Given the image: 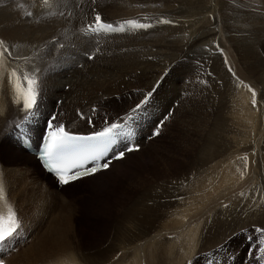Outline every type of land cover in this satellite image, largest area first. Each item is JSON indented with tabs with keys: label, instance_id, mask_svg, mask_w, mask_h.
<instances>
[{
	"label": "bare ground",
	"instance_id": "bare-ground-1",
	"mask_svg": "<svg viewBox=\"0 0 264 264\" xmlns=\"http://www.w3.org/2000/svg\"><path fill=\"white\" fill-rule=\"evenodd\" d=\"M201 1L204 0H197V3ZM112 2L113 0H102L100 3L92 0H0V40L4 41V44L0 46V143H2L1 140L6 137L14 124L19 123L29 110L24 106L23 95L18 94L15 87L16 84H20L22 91L27 89L28 83L24 80L25 76L37 82V100L42 96L45 97L46 102H48L47 99L63 100L61 106L52 104L49 109L50 113L55 112V123L68 128L71 132L89 133L95 131L76 130L75 126L86 124L90 119V117H82L83 115L78 117L73 114V110H76V104L80 100L85 101L84 99L87 97L94 99L96 96H92L90 93L91 91L94 92L93 90L110 94V92L121 89L123 86L126 88V86L132 85V79L140 75L147 79L152 78L155 80L152 83V89L146 94L149 97L144 98L143 103L149 102L153 96L158 97L161 105L158 107L160 113H158L159 117L157 118L162 119L166 116L165 123L166 120L170 121L175 117L178 99L182 98L186 90L190 89L189 81L186 82V79L191 80L192 77L188 70L178 71L176 67L188 59L189 51L194 45L198 44V46H201V36L193 34L191 30L187 31L186 29L179 35L175 32L174 34L173 28L176 25L172 26L173 22H168L162 26H167L168 28V30L164 28L165 31H161L163 33H160L159 30V33H152L151 31L152 34L150 33V36H145L149 35L146 29H151L153 23L142 24L148 25V27H132L131 29L125 21L138 20L136 22L141 24L146 21L145 19L154 20L159 16L164 18L166 14L172 19L174 17L178 18L177 16L180 15L175 16L177 8L182 9L183 7L185 9V6L190 8L193 0H116ZM201 4L207 6V0L204 3L201 2ZM189 12L188 9L183 11L180 17H188ZM97 14L101 16L102 21L113 24L116 22L115 26H119L129 35L134 33V36H136L132 39V43H128L139 51L138 54L142 61L139 60L140 62L134 68L123 72L125 75L130 71L132 72V74L126 75L127 77L124 76L125 79H115V77L119 76V73L122 75L123 66L128 64L130 59H127L117 70L110 68V65L109 67H104V65L100 64L96 65L97 63L94 64V61H92L98 57L96 55L99 50L105 51V49L111 48L110 33L107 37H84L80 34L81 30L86 26L96 23ZM221 18L223 22L221 29L223 42L221 45L222 49H218L219 62L216 63L219 74L218 81L217 83H208V80L204 79L203 81L200 77V81L203 82H201V88L198 92L199 98L194 99V102H198L200 106L198 108L200 122L197 120L200 123L199 126H202V129L205 126L207 129L206 134L202 131L201 134L198 133L200 135L199 143L201 142L204 146L199 150V159L196 160V164L186 172L184 171L181 176L167 178L170 175H164L166 177L159 180L157 184L152 185L150 183L139 196L132 200L130 205L115 207L114 210H117L114 212L118 213L120 209L121 214L116 217L114 222L110 245L103 251L93 252V254L86 253L73 231L62 232L58 229L49 228L39 238L41 240L40 243L32 244L22 255L10 260L9 264H106L109 257L110 259L113 258L111 264H197L200 262L202 254L198 255V260L193 257L195 256L194 254L197 251H206L212 247L210 243L207 244L209 236L204 235L201 238L199 231L205 224L214 221L216 217L219 218L220 225L210 224L207 227L221 228L222 231L225 228V235L240 231L244 235H251L246 230L264 229V176L262 180L252 182L255 179L253 174L255 172H251L253 176L251 175L243 182H238L239 179L237 180L236 177L241 175V173L245 174L244 167L246 164L241 163L242 165H240L238 157H236L238 154H233L234 162H231V165L226 164L229 166L224 173L225 167L223 168L222 164L223 155H225L224 138L221 133H216V131L221 132L217 118L225 113L222 112V107H226L223 103L222 93L225 87L232 88L235 94L238 95V111L241 115L239 117H264V0H222ZM159 20L161 21V19ZM235 22L237 23L235 24ZM124 25L127 26L122 27ZM142 31L143 33H141ZM180 31L182 32V30ZM102 45L103 48H101ZM49 54L57 58V67L56 65L50 66V63L48 64L46 56ZM89 54H95V57L89 60L87 57ZM99 59L101 58L98 57L97 60L99 61ZM106 60L110 62V59ZM82 61L87 63H82ZM13 72L16 73L15 76L12 75ZM171 73L174 75L168 78ZM99 78H102V80H99ZM180 81H182V84ZM69 85L72 91L67 96H65L66 94L62 95V86L66 87ZM253 92H255V96H253ZM209 93L216 97L217 107H211L207 103L206 99ZM136 108L138 111L144 112L146 117L149 116L145 107L141 108L139 105ZM134 109H131L132 111L130 110L131 112L129 113L137 111ZM173 109L175 111L172 113ZM119 118L120 116L111 121L107 120L103 124L93 122L88 125V128L99 127L96 129L99 130L112 123L119 122ZM139 121L133 129L138 136L142 135L143 132L139 127L144 125ZM147 124L151 125L148 122ZM154 124L152 125L154 126ZM234 125L236 126L238 123ZM162 126L163 124L159 129H162ZM255 127H253L254 130ZM214 128L215 131L211 134ZM235 128L238 129L239 127L236 126ZM35 129L37 128L35 127ZM238 131L230 132L232 133L231 142L233 146L239 149L240 144L238 145V142L242 140V136L239 135ZM157 137L158 135L152 138L148 137L147 141H152ZM211 139L213 140L210 142ZM246 142L248 144V140ZM139 145L140 151H136L138 153H125L124 159L113 161L105 171L66 184L61 190L104 174L113 166L124 163L131 156L144 155L147 152L145 150L147 142L144 141L143 136L140 138ZM262 151L264 152V150ZM10 154L12 156L20 154L18 155L19 157L23 155L26 164L33 165V168L32 170L19 166L17 168L15 164L14 168L5 164V168L0 156V185L4 189V198L0 199V216L7 217L9 207H11L12 211L16 213V217H21L20 211H22L24 203L27 204L28 208L34 203L40 205L43 210H46L43 214L47 213L46 203L49 200L51 202L53 200L56 205L53 207L49 205V208L59 206V189L52 190V178L50 175L44 173V171L40 174L36 168L37 166L35 167V160L24 152L19 151L18 146L10 148ZM254 157V155L246 156L251 161ZM261 157L264 158V154ZM211 161H215L213 166L210 165ZM213 169H216L215 177H219L221 173L224 175L219 177L221 179L216 178V181L221 180L220 183L223 186L216 182L218 185L212 188L209 187L210 182L207 177L211 175ZM32 172L41 176L47 182H32V184L28 180ZM2 181L4 184L1 183ZM196 185L202 186L200 193L205 191L207 193L203 194L201 198L196 197L197 195L195 194V197L191 196L193 199L198 198L199 200L204 198L206 194L215 192L212 199L214 200L224 194L225 199L228 198L229 201H232L230 208L225 205L221 207L228 208V214L219 216V211H215L212 214L199 211L194 217L201 216L192 221L187 229H183L182 234L180 233L175 238H173L172 234H169V238L172 237L173 239L166 242L164 240H156L157 235L155 232L159 220L166 215L171 207L173 208L176 202L186 199L189 193L191 195L189 190L193 189L191 188L192 186L197 187ZM223 187L228 188L227 191ZM239 195H242V197L238 198ZM216 201L219 202L222 199H217ZM34 207L36 205L33 206V209ZM178 218L179 220L183 219L182 217ZM205 232L206 234H215L210 233L207 229ZM201 233L203 234V232ZM174 234L176 235V233ZM142 239L152 240V242L149 245H145L141 242ZM199 241L200 245L198 244L199 247L196 249ZM231 248L234 253L237 252L235 257L242 255V262H244L248 253L254 252V248L247 242L237 247L231 246ZM224 249L229 250L230 247L227 246ZM250 261L251 259L248 258L245 263L249 264ZM242 262L239 263L241 264ZM5 264H8V262H5Z\"/></svg>",
	"mask_w": 264,
	"mask_h": 264
},
{
	"label": "rangeland",
	"instance_id": "rangeland-1",
	"mask_svg": "<svg viewBox=\"0 0 264 264\" xmlns=\"http://www.w3.org/2000/svg\"><path fill=\"white\" fill-rule=\"evenodd\" d=\"M92 1L100 3L102 0H92ZM115 1L116 0H113V2ZM201 2L204 3L205 0ZM201 2L197 3V0H193L192 6L190 8L186 6H185V9L183 7L182 9L179 8L181 11L177 8V11L175 12L176 13L175 16L176 15L182 16V12L187 9L190 11L188 13V17L186 18H181L180 16H177L179 19L174 17L173 18L175 20L174 21L172 17L166 14V16H164V18L166 17L165 19L161 18V16L158 17L159 19H161V21L158 18H155L154 20L145 19L146 21L141 23V24H152L153 23V27L149 29L150 31L146 29V32L149 35H145V36H150L152 33H159V31L160 33H163L161 32L162 30L163 31L168 30L167 26L162 27L168 22L170 23L173 22L172 26L176 25L173 28V33L175 32L176 34L179 35L184 32V29H186L187 31L191 30L193 34L201 36V46H198V44L194 45L189 51L188 59H186L184 62H182L176 67V69L178 68V71L183 70V69L188 70L192 77H191V80L186 79V82L189 81L188 84L190 85L189 86L190 89L186 90V93L184 94V96L178 99L176 103L177 113L175 117L172 118V120L170 121L166 120L165 123H163V126H162L163 132H162V129H159L157 138L153 139L152 141L150 140L147 141V138L149 135H151L152 129L155 127V124L160 120L157 117H159L158 113L160 112L158 111V107L161 105V103L158 100V97H154V96L151 98L149 102L145 104L143 103V99L149 97V96H146V94L152 89L153 87L152 83L155 80L152 78L147 79L143 77L142 75L136 76L137 78L132 79V85L126 86V88L123 86L121 89L119 88V89H116V91L110 92V94H105L102 92H97V90H93L94 92L91 91L90 93L92 94V96H96L94 99H91V97H87L84 99L85 101L80 100L78 104H76V107H75L77 111L73 110V114H75V116H78V117H81L82 115H83L82 117H90V119H89V122H87L86 124H80L78 126H75L76 130L78 131L79 130H83V131L95 130L96 131V129H98L99 127L88 128V125L89 124L91 125V123L93 122L103 124L107 120L111 121L112 119L114 120L122 115L130 116L133 113L143 114L144 112L138 111L136 107L138 105H140L141 108L145 107V110L148 112V115H149L147 122L150 123L151 125H148V124H147L148 126L145 125L144 118L141 116L142 117L141 122L140 121L139 122L144 125H141L140 126L141 128L139 127V129L143 128L145 130L143 134V139L144 141L147 142V148L145 149L147 152L142 156H137V155L131 156L130 159L126 160L124 163L118 166H113L108 172L98 175L97 177L93 179L81 181L77 184L71 185L65 190L64 188L62 190L59 189L58 190L59 191L58 203L60 202L59 203L60 205L57 206L56 208H49V205H51V207L56 206L53 200L52 202L51 200H49V202L46 203L47 205L46 214H43V212H45L46 210H43V208L40 205H37L36 203H34L36 207H34L33 209V206H35L34 204H31V207L28 208L27 204L24 203L23 209L24 208L26 209L24 211L22 209V211H20L21 217L17 216L16 218L18 222L23 225V227L25 226V228L28 229V231L30 232V235H29L30 237H29L28 242H26L23 246L19 247V249L15 253H12L6 259V262H8V264L10 260H13L16 256L22 255L26 250H28V248L32 244L36 242L40 243L41 240L39 238L49 228L58 229L62 232L73 231L74 232L73 234L77 235V240L79 241V244L83 246V250L86 253L93 254V252H98L101 250L103 251L110 245L114 222L116 220V217L120 216L121 214L120 209L118 210L119 211L118 213L114 212L115 210H117V209L114 210L115 207L120 206V205L122 206L130 205L132 203V200H134L135 197L139 196L141 192L150 183L152 185L157 184L159 180H162L164 179V177H166L164 175H170L167 178H172V176L173 177L181 176L184 171L186 172L188 169H191L192 166L196 164L197 162L196 160L199 159L198 157L199 150H201V148L204 146V144H202L201 142L199 143V138H200L199 134H201V131L206 134L207 129L205 126L203 127V129H202V126L201 127L199 126L200 125L199 123L200 115L198 112V108L200 106L198 102H194V99L199 98L198 92H199V89L201 88V82H203L204 79L208 80V83H211V82L217 83L218 77H219L218 66L216 64L219 62V57H218L219 50L218 49L219 48L222 49L221 45L223 42V37H222V32H221L222 23H223L222 18H221L222 0H207V6L205 4H201ZM232 14H233V8H232ZM185 19H187L188 21ZM165 21H167V23H165ZM236 23L237 22H235V24ZM114 24H116V22H114ZM127 25H124L122 27H126ZM129 27L132 29L131 25H129ZM180 30H182V32ZM141 33H143V31ZM134 37H136L134 36V33H131L129 35L128 33L124 32L123 29L121 30L119 26L114 25V31L110 33V47L112 49L111 48L105 49V51L99 50V53L96 56H98L101 59H99L98 61L97 60L98 57H97L94 60L92 59L91 60L94 61V64L97 63L96 65L100 64L102 66L104 65V67H109L110 65V68L117 70L127 61V59H130V62L123 66L122 75L121 73H119L118 74L119 76L115 77V79L116 78L125 79V77H127L129 74H132V72L130 71L129 73H126L127 76L123 72H126L130 68H134L138 62L142 61V58H140L138 54L139 51H137V49L133 48V46H131L128 43V42L132 43L133 42L132 39ZM101 48H103V45L101 46ZM51 54L46 56L48 60V64L50 63L49 64L50 66L56 65L57 67V64H58L57 58L53 57ZM54 55L56 54L54 53ZM94 57H95V54H94ZM106 59H110V62H108ZM106 61L107 63H105ZM82 63L86 64L87 62L82 61ZM185 64L186 66H184ZM120 75L123 77H121ZM173 75L174 74L171 73L168 78L172 77ZM200 77L203 81H200ZM99 80H102V78H99ZM181 82L182 81H180V83ZM70 89H71L70 85L66 87L62 86V89H61L62 95L66 94L65 96H67V94H69L72 91ZM222 93H223V103L226 106V107L223 106L224 108L222 107L223 109L222 112H225L224 113L225 116L222 114V116L218 117L217 115L218 117L217 122L219 123L221 132L216 131V133H221L224 138L223 147H224L225 155H223V161H222L223 168L225 167L224 173L226 172L225 170H227V167L231 165L230 163L234 162L233 160L234 158H232L234 156L233 154H238L239 156L237 155L236 157H238L240 165L246 163L244 167L245 174L241 173V175L236 177L237 180L239 179L238 182H243L248 177H251L252 175L251 172H255L253 173L255 176V179H253L252 182H257V180H262L264 176L263 174L264 173V158L261 157V155L264 154V152L262 151L264 150V117H260V118L259 117L258 118L239 117L241 115L239 114V111H238V104H239L238 98H237L238 95H236L235 91H233V89L229 87L228 88L225 87ZM47 101L48 102H46L45 97L42 96L38 98L36 102V105H38V108L40 109V111L46 116L50 115L49 108L52 104H55L56 106L57 105L61 106L63 103V100H58V99L57 100L47 99ZM206 101L208 104H210L211 107H214V106L217 107L216 97L212 95L211 93H209V96H207ZM44 105L45 106L47 105V106L45 107ZM84 108L86 109L88 108V110ZM131 109H134L135 111L136 110L137 111L129 113L132 111ZM173 111L175 110L173 109L172 113ZM26 115L27 113L25 114V116ZM149 117H150V121H149ZM120 120L121 119H119V121ZM255 121L258 122L256 125H254L256 123ZM174 122H177V123H174ZM153 123H155L154 126L152 125ZM237 123L238 125L236 126L239 127L240 129L235 128L236 126L234 124H237ZM253 127H255V130ZM12 129L10 131H12ZM235 130L237 131L239 130L238 133L239 135L242 136V140L238 142V145L239 144L241 145V146L239 145V149L233 146L231 142L232 133L235 132ZM214 131H215V128L211 132V134H213ZM9 132L7 133L6 137L1 140L2 143H0V154H1L0 156L2 159L1 162L3 163L5 168H6V165L13 167L15 164V167L17 166V168L19 166V167H26L32 170L33 165H30L28 163L26 164V161L23 159L24 158L23 155H21L22 157H19L18 155L20 154L13 155V156L10 154V148L12 147L15 148L16 144L10 138ZM191 138L194 140H192ZM243 139L246 141L248 140V144ZM212 140L213 139H211L210 142ZM138 152H135V153H138ZM25 154L28 155L27 153ZM26 155L24 156L27 157ZM249 155L255 156L252 159V161L246 158V156H249ZM32 158L35 160V167L37 166L36 168L37 170H39L41 174L43 170L40 168L39 164L37 163V160L34 157ZM210 163H211L210 165L213 166L215 164V161H211ZM226 164H229V165L227 166ZM215 171L216 169H213L211 171V175L209 174L210 176L207 177L209 178V182H210L209 187L211 188L215 187V185H218L216 184V182H219V184L223 186V184L220 183L221 180L216 181V178L221 179L219 177H223L224 175H222L221 173L219 174V177L217 176L215 177ZM28 180L31 183L32 182L37 183L41 181L44 183L47 182L45 181L44 178L36 175V173L34 172L30 173V177L28 178ZM1 183L4 184L3 181ZM51 184H52L51 185L52 190H56V185L54 184V181L52 179H51ZM201 187L192 186L191 188H193L194 190L193 189L189 190L191 192V195L188 191L189 194L186 197V199H182L176 202L173 208L171 207L169 211H167L166 215L163 216L159 220L156 226V232H155V234L157 235L156 240L159 239L160 241L164 240L166 242V241H170L173 238L179 236L180 233L182 234V232L185 229H187V227L192 221H194L196 218L201 216L199 215V216L194 217V215L199 211L207 213V214H212L215 211H219L220 212L219 216H222V215L226 216L228 214L229 212L228 208H230L232 201H229L228 198L225 199L224 194L222 195L223 197L220 196L219 198H217V199H222V201H219V202L216 201L217 199L212 200L215 192L211 194H206L204 198L199 199V200L198 198L193 199V197H195V194L197 195L196 197L201 198L203 194L207 193V191L200 193ZM224 187L223 189H226L227 191L228 188H224ZM124 189L127 191H125ZM54 196H55V192H54ZM241 197L242 195L238 196V198H241ZM224 205L228 206V208H225V207L221 208ZM177 217H180V218L182 217L183 219L179 220V218L177 219ZM227 218H229V220H232L230 219V217H227ZM210 224L220 225L219 218L216 217L215 220L212 221L211 223L205 224L203 228L199 231V235L201 238H203L204 235L207 237L209 236L207 244L210 243V245H212V247L208 249L209 251L214 248H215L214 249L215 251L218 248L224 249L227 246L230 248L231 246H235V247L240 246L244 244L245 242L244 237L248 235V234L244 235L241 231L238 233L225 235L224 234L225 228H224V231H222L221 228L207 227ZM206 229L209 230L210 233H215V234H206L205 232ZM179 230L181 231L179 232ZM246 231H249L251 235H253L254 233V229L246 230ZM201 232H203V234ZM174 233H176V235ZM169 234H172L173 238L170 237L171 238L170 239ZM141 242H143V244L145 245H149L152 242V240L142 239ZM198 244L200 245V241L197 243L196 249L199 247ZM208 250L200 251V252L197 251L194 254L195 256L193 257H195V259L198 260L199 258L198 255L202 254L201 256H203L204 253L207 252ZM112 259L113 258L110 259L109 257L108 260L106 261V264H111ZM258 259L264 262V255L263 254L260 255ZM234 260H235L234 263L236 264L239 262H242L241 261L242 255H238L237 257L234 258ZM179 264H182V263H179ZM192 264H195V263H192Z\"/></svg>",
	"mask_w": 264,
	"mask_h": 264
},
{
	"label": "snow or ice",
	"instance_id": "snow-or-ice-1",
	"mask_svg": "<svg viewBox=\"0 0 264 264\" xmlns=\"http://www.w3.org/2000/svg\"><path fill=\"white\" fill-rule=\"evenodd\" d=\"M31 15V13H29ZM96 27L92 28V31H111L112 25L106 24L102 21V18L99 14L96 15ZM125 23L131 25L134 28H141V27H148V25H142L137 23L135 20H127ZM167 23V21H165ZM122 30V29H121ZM4 44V41L0 40V46ZM6 51V49H5ZM13 76L16 75L15 72L12 73ZM19 79V78H17ZM24 80L27 81L28 87L26 90H21V85L16 84L15 87L17 88L18 94L23 95L24 97V106L27 109H32L36 105L37 100V91L36 86L37 82L34 79H30L29 77L25 76ZM253 96H255V92H253ZM255 102V101H253ZM139 107V105L137 106ZM50 127H52L50 125ZM120 125L112 124L110 127L105 128L103 131L96 133L90 137H76L70 135L67 131H65L62 125L55 126L54 130L49 133V146L48 151L45 153L46 156H51L54 150L63 149L69 143L76 141V140H104L112 136L114 131L119 128ZM158 134V131H157ZM136 149L129 148L128 151H133ZM124 155L123 152L119 154L117 159L122 158ZM102 168H107L108 164L105 163L103 165H97L95 168L91 170H85L83 173H72L71 175H66V169L64 168H56L55 170L59 173V180L62 184H68L70 180H75L80 178L81 175H90L96 171H99ZM4 198V189L3 186L0 185V199ZM19 227V222L16 218V213L12 211L11 207H9L7 217L0 216V243H4L8 237H11Z\"/></svg>",
	"mask_w": 264,
	"mask_h": 264
}]
</instances>
